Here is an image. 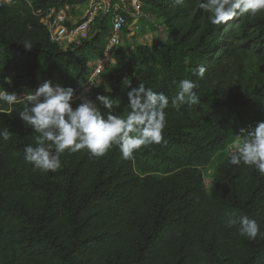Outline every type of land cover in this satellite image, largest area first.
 <instances>
[{"label": "trees", "instance_id": "trees-1", "mask_svg": "<svg viewBox=\"0 0 264 264\" xmlns=\"http://www.w3.org/2000/svg\"><path fill=\"white\" fill-rule=\"evenodd\" d=\"M163 19L167 35L152 45L120 44L103 78L111 92L95 87L89 98L130 108L125 81L143 83L171 101L183 79L195 81L198 103L177 110L171 103L159 144L124 159L117 146L103 157L65 151L55 172L34 170L24 147L36 134L18 112L23 103H0V264H264V236H243L246 215L264 232V176L255 167L231 165L224 147L240 129L264 121V74L247 77L240 57L264 59V13L212 25L197 0H142ZM83 0H16L0 6V87L34 91L44 81L85 88L88 62L101 56L108 17L92 35L62 47L50 38L38 11ZM33 44L26 51L20 43ZM206 68L199 79L193 71ZM78 103L79 100H76ZM101 111L107 112L97 102ZM75 107V104L73 105ZM214 168L210 187L204 172Z\"/></svg>", "mask_w": 264, "mask_h": 264}, {"label": "clouds", "instance_id": "clouds-1", "mask_svg": "<svg viewBox=\"0 0 264 264\" xmlns=\"http://www.w3.org/2000/svg\"><path fill=\"white\" fill-rule=\"evenodd\" d=\"M175 2L183 4L184 0ZM197 6L208 13L209 22L216 26L264 13V0H197ZM20 43L26 51L33 49L28 39ZM205 73L204 66L193 71L199 79H203ZM125 85L130 89L126 93L130 108L126 117L114 114L119 101L114 103L103 94L97 95L94 101L87 95L88 89L76 97L73 87L52 80L44 81L23 96L0 87V103L8 105L10 110L18 102L23 103L19 117L36 134L35 146L24 147L25 160L34 166V170L55 172L61 166L60 157L66 150L73 153L87 150L90 156L100 158L117 146L122 157L128 159L144 146L159 144L166 126L165 110L170 103L179 110L181 106L196 104L199 100L195 91L199 85L190 79L179 82V91L171 101L163 92H156L143 83L133 88L126 80ZM105 92H111V89L105 87ZM97 102L107 109L106 113ZM0 137L8 140L10 132L4 129L0 131ZM236 137L235 151L230 155L229 163L255 167L264 176V121L251 129L241 128ZM231 223H238L240 234L249 239L264 236L257 221L246 215Z\"/></svg>", "mask_w": 264, "mask_h": 264}, {"label": "built area", "instance_id": "built-area-1", "mask_svg": "<svg viewBox=\"0 0 264 264\" xmlns=\"http://www.w3.org/2000/svg\"><path fill=\"white\" fill-rule=\"evenodd\" d=\"M15 1L0 0V6L12 4ZM81 7H83L82 10ZM144 7L142 0H83L76 6L66 5L45 13L38 11V14L48 28L51 40L62 47L80 43L89 38L97 20L108 17L110 29L102 54L88 62L90 74L84 90H89V96L91 90L97 85V81L103 78L105 70L115 62L114 50L122 43L126 26L130 21L137 22L144 17ZM82 92L76 94V97H79Z\"/></svg>", "mask_w": 264, "mask_h": 264}, {"label": "rangeland", "instance_id": "rangeland-1", "mask_svg": "<svg viewBox=\"0 0 264 264\" xmlns=\"http://www.w3.org/2000/svg\"><path fill=\"white\" fill-rule=\"evenodd\" d=\"M76 9V8H75ZM74 9V10H75ZM83 7H81V10ZM73 10V11H74ZM144 17L137 22L130 21L126 26L123 34L122 45L132 49L131 41L134 40L137 43L152 45L153 41L157 37L165 38L167 35V29L162 18L159 17L154 11L150 10L147 5L144 7ZM241 64L243 69V74L247 77H256L264 74V59L259 58L253 54L247 56H241ZM53 83H60L59 75L54 72ZM61 84V83H60ZM107 87L104 78L97 81L95 87ZM84 90H76L75 95ZM18 96H23L25 93L22 91L16 92ZM88 95V92H87ZM236 140L228 143L224 149L235 150L234 143ZM214 168L211 166L204 172V182L206 187H210L213 181Z\"/></svg>", "mask_w": 264, "mask_h": 264}]
</instances>
